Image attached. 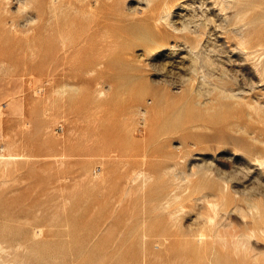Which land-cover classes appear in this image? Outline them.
I'll list each match as a JSON object with an SVG mask.
<instances>
[{"label":"rangeland","instance_id":"374dc122","mask_svg":"<svg viewBox=\"0 0 264 264\" xmlns=\"http://www.w3.org/2000/svg\"><path fill=\"white\" fill-rule=\"evenodd\" d=\"M0 163L11 264H264V0H0ZM173 186L228 195L250 251H161ZM177 203L197 233L209 209Z\"/></svg>","mask_w":264,"mask_h":264},{"label":"bare ground","instance_id":"6f19581e","mask_svg":"<svg viewBox=\"0 0 264 264\" xmlns=\"http://www.w3.org/2000/svg\"><path fill=\"white\" fill-rule=\"evenodd\" d=\"M176 85V84H175ZM193 91H196V88H193ZM203 106V105H202ZM3 150V149H2ZM2 154V153H1ZM8 155V154H7ZM9 156V155H8ZM4 157V156H3ZM2 159H4V158H2ZM5 161H10L11 160V158L10 159H8V160H6V159H4ZM1 164V163H0ZM8 164H9V162H8ZM9 165H11V164H9ZM198 166V165H197ZM200 166V165H199ZM6 167V166H5ZM4 167V168H5ZM7 168V167H6ZM5 168V169H6ZM9 169V168H8ZM179 171V170H178ZM168 172H170V171H168ZM181 172V171H180ZM141 174L143 173V172H140ZM139 173V174H140ZM174 173H175V171H174ZM173 173V174H174ZM206 173V172H205ZM140 174V175H141ZM145 174V173H144ZM142 175V177L144 176L145 178H144V182H143V185L145 184L146 186H147V182H150L151 180H149L150 179V177H148L150 174L149 173H147L146 175ZM149 174V175H148ZM184 175H185V172L183 173ZM194 174H196V173H194ZM209 174V173H208ZM207 173L205 174V175H208ZM148 175V176H147ZM152 175V174H151ZM165 175V174H164ZM170 175V174H169ZM168 175V176H169ZM204 175V176H205ZM137 176H138V174H137ZM218 176L220 177V178H223V180H225V181H227V176H224V175H222L220 172H219V174H218ZM153 177V176H152ZM151 177V178H152ZM164 177V176H163ZM167 177V175L165 176V178ZM187 177H189V175L187 174ZM186 177V178H187ZM154 178V177H153ZM161 178V177H160ZM164 178V179H165ZM176 178V177H175ZM178 178V177H177ZM185 177H184V180L186 179ZM195 178V177H194ZM136 179V178H135ZM134 179V180H135ZM155 180H156V178H154ZM153 179V180H154ZM174 179V178H173ZM138 180H139V178H138ZM138 180H136L135 182H137V184H138ZM142 180V179H141ZM140 180V181H141ZM157 180H158V178H157ZM194 180H196V178L194 179ZM160 181V180H159ZM132 182H134V181H132ZM152 182V181H151ZM161 183H162V181H160ZM169 182H170V180H169ZM185 182H187V184L189 183L190 184V182H191V180H190V182L189 181H185ZM156 183H157V181H156ZM164 184H165V182H163ZM162 183V184H163ZM171 183V182H170ZM180 183V182H179ZM131 184H133V183H131ZM173 184V183H172ZM186 184V185H187ZM224 184V183H223ZM133 185H135V184H133ZM132 185V186H133ZM150 185V184H149ZM153 185V184H152ZM155 185V184H154ZM158 185H160V183L158 182ZM165 185H167V181H166V184ZM170 185V184H169ZM180 185V184H179ZM192 185V184H191ZM227 185V184H226ZM225 185V186H226ZM131 186V187H132ZM146 186H144V188L146 187ZM157 186V185H156ZM155 186V187H156ZM160 186H162V185H160ZM171 186V185H170ZM175 186V185H174ZM173 186V187H174ZM158 187V186H157ZM177 187V186H176ZM227 187V186H226ZM142 189H144L143 187H141ZM151 189H152V187H150ZM179 188H181V186L180 187H178V189ZM188 188V187H187ZM196 188V187H195ZM202 188V189H201ZM201 188H197V189H201L202 191L203 190H205V189H203V187H201ZM205 188V187H204ZM213 188V187H212ZM128 189V188H127ZM139 190H140V188H138ZM141 189V190H142ZM146 189H147V187H146ZM150 189V190H151ZM164 188H162V190H159L158 191V195H156V197L155 196H153L154 198H153V204H156V206L153 208V209H157L156 210V213H158L157 211L159 210V212L160 213H158V214H155L154 216L155 217H159V219L160 218H162V223H161V226H160V229H158L154 234H153V236H155V238H154V241H155V239H157L156 237H158V242H154V244H157V246H159V248L161 249V251H167V250H171L172 248H174L176 245H178V244H187L188 246H190L189 245V243H190V236H192V238H194L193 240H192V243L193 244H195V246L197 247H199V250L202 252V250H204L203 251V253L202 254H204V252H206V247L210 244V245H212V244H214L215 242H217V241H221V242H223L224 244H228V243H230V241L233 243V248L235 247V250L238 252L239 250H241V248L243 247L244 249L243 250H245V248L248 250V251H250V249H248L247 248V246L250 244V239H252V238H250V236L248 235V234H246V233H242V231H241V235H237V234H233V235H229L228 233L229 232H224V231H222L219 227H221V226H219V225H222V223L221 224H219V220H217V217H218V214L219 213H221L220 212V209H221V206H224V205H228V203H229V197H228V195H225L224 194V196L223 197H220V196H218L216 193H215V190L214 189H210L211 191H209V192H203V193H201V192H192L191 191V193L189 194V195H187V196H184L185 194H183L184 192H185V190H182L181 189V192L180 193H178L177 191V188H175L174 187V189L172 190V188H171V190H166L165 191V189L163 190ZM177 191H176V190ZM196 189V190H197ZM228 189V188H227ZM133 190V189H132ZM149 190V191H150ZM180 190V189H179ZM191 190H195V189H192L191 188ZM135 191V190H134ZM138 191V190H137ZM142 191H145V189L144 190H142ZM146 191H148V190H146ZM148 191V192H149ZM183 191V192H182ZM190 191V190H189ZM140 192V191H139ZM138 192V193H139ZM147 192V193H148ZM142 193V192H141ZM229 193V192H228ZM227 193V194H228ZM128 194V193H127ZM130 194V193H129ZM128 194V195H129ZM143 194H145V193H143ZM127 196V195H126ZM130 196V195H129ZM128 196V197H129ZM131 196H133L134 197V195L132 194ZM140 196H141V199H142V194H140ZM239 196V195H238ZM126 198V197H125ZM129 198H131V197H129ZM231 199V198H230ZM150 200H152V198H150ZM190 201V203H192V205H191V207L192 208H194V209H196L197 207H205V208H207V209H209V210H207V211H210V214H209V216L203 221V222H198L199 223V227L200 228H198L197 229V233L194 231V233H190V232H187V231H184V229L182 230L181 228V226H180V224H181V222H182V220L187 216V213H186V211L184 210L185 208L184 207H186L185 205L184 206H182V207H180L179 209H171L173 206L172 205H174L175 203H177V202H179V201H181V202H184V201ZM143 201V200H142ZM144 202V201H143ZM145 204V203H144ZM177 204H179V203H177ZM182 204V203H181ZM201 204V205H200ZM149 207H150V204H149ZM149 207H148V209H149ZM152 207V206H151ZM177 207H179V206H177ZM239 207V206H238ZM145 208V207H144ZM147 209V208H146ZM187 209V208H186ZM188 210V209H187ZM146 211V210H145ZM151 211H152V209H151ZM193 211H195V210H193ZM249 211V210H248ZM255 211V210H254ZM143 212H144V210H143ZM154 211H152V213H153ZM203 212V211H202ZM151 213V212H150ZM251 213V212H250ZM253 213V212H252ZM251 213V214H252ZM256 213V212H255ZM146 214V219H145V222H147V217H151V216H148V214L147 213H145ZM254 214V213H253ZM260 214V213H259ZM140 215H142L141 213H140ZM153 215V214H152ZM199 216L200 215H202L201 213H199L198 214ZM249 215V214H248ZM144 216V215H143ZM220 216H222V215H220ZM252 215H250L248 218H250ZM254 216H255V214H254ZM253 216V217H254ZM260 216V215H259ZM259 216H258V218L257 219H259ZM139 217H141V216H139ZM195 217V216H194ZM223 217H224V215H223ZM226 217V216H225ZM260 217H263V214H262V216H260ZM220 218V217H219ZM218 218V219H219ZM255 218V217H254ZM130 219H131V217H130ZM159 219H158V221H159ZM192 219H193V217H192ZM256 219V218H255ZM256 219V220H257ZM251 220H254V219H252V217H251ZM158 221H156V222H158ZM132 222V221H131ZM254 222V221H253ZM187 223V222H186ZM154 224V223H153ZM157 224V223H156ZM219 224V225H218ZM228 224V223H227ZM234 224V223H233ZM225 225V224H224ZM229 225V224H228ZM232 225V224H231ZM150 226H152V225H150ZM154 226H155V224H154ZM154 226L152 227V229L154 228ZM246 226V225H245ZM248 226H250V225H248ZM181 227V228H180ZM233 227V226H232ZM251 227H252V225H251ZM98 228V227H97ZM101 228V227H100ZM109 228V227H108ZM224 228V227H223ZM234 228V227H233ZM253 228V227H252ZM150 229H151V227H150ZM235 229V228H234ZM259 229V228H258ZM99 230H101V229H99ZM99 230H98V232H99ZM154 230V229H153ZM253 230H255V229H253ZM261 230V229H260ZM260 230H259V232H260ZM244 231V230H243ZM256 231V230H255ZM254 231V232H255ZM258 231V230H257ZM264 231V230H263ZM262 231V232H263ZM150 231H148V230H145V232L143 233V254H144V262L146 261L147 262V260H148V257H149V255H150V251H149V246L151 245H149L148 246V237L150 238V235H151V233H149ZM151 232H152V230H151ZM245 232V231H244ZM248 232V231H247ZM250 232V231H249ZM253 232V231H252ZM97 233V232H96ZM256 233V232H255ZM254 233V234H255ZM261 233V232H260ZM264 233V232H263ZM140 234V233H139ZM138 234V235H139ZM262 234V233H261ZM141 235V234H140ZM140 235H139V237H140ZM256 235H257V233H256ZM256 235H255V237H256ZM260 235V234H259ZM152 236V235H151ZM231 236V237H230ZM137 237V236H136ZM254 237V236H253ZM254 237V238H255ZM264 237V236H263ZM99 238V237H98ZM138 238V237H137ZM159 238H161V239H159ZM257 239H258V236L256 237ZM255 238V239H256ZM152 242V241H151ZM150 242V243H151ZM218 243V242H217ZM153 244V243H152ZM221 244V243H220ZM219 244V245H220ZM209 245V248L211 247ZM218 245V244H217ZM222 245V244H221ZM194 246V245H193ZM229 245H227L226 247H228ZM24 247V243L23 242H18L17 244H16V248L18 249H22ZM152 247V246H151ZM156 246L154 245V248H155ZM181 247V246H180ZM220 247H222V246H220ZM224 247V246H223ZM230 247V246H229ZM231 247V248H232ZM154 248H152V249H154ZM184 248V247H183ZM208 248V247H207ZM218 248H219V246H218ZM155 249H158V248H155ZM189 251L191 250L189 247L187 248ZM223 249H225V247L223 248ZM227 249V248H226ZM109 250V249H108ZM151 250V249H150ZM178 250H180V248L178 249ZM228 250V249H227ZM235 250H233L234 252H235ZM155 251V250H154ZM181 251V250H180ZM180 251H178V252H180ZM183 251V250H182ZM221 251V250H220ZM223 251V250H222ZM246 251V250H245ZM252 251V254H253V250H251ZM7 252V248L3 245V242L2 241H0V264H11V261H8V260H6L5 258H4V254ZM201 252H200V256L202 257V254H201ZM228 252V251H227ZM244 252V251H243ZM242 252V253H243ZM154 253V252H153ZM157 253H159V252H157ZM161 253V252H160ZM159 253V254H160ZM164 253V252H163ZM177 253V252H176ZM207 253V256L209 255L208 254V252H206ZM248 253V252H247ZM260 253V252H259ZM180 254V253H179ZM190 254H191V252H190ZM228 254L230 255V253L228 252ZM239 254V253H238ZM249 254H251V252L250 253H248V255ZM153 255V254H152ZM205 255V254H204ZM234 255H236V256H240V254L239 255H237V253L235 252L234 253ZM245 255H246V253H245ZM254 255L255 254H253L252 255V257H254ZM108 256V255H107ZM151 256V255H150ZM154 256V255H153ZM169 256V255H168ZM171 257L173 256V253H172V255H170ZM185 256V255H184ZM192 256H194V255H192ZM196 256V255H195ZM206 256V257H207ZM186 257V256H185ZM211 257V256H210ZM230 257V256H229ZM149 258H151V257H149ZM156 258V257H155ZM160 258V257H159ZM194 258V257H193ZM208 258H209V256H208ZM248 258H251V255L248 257ZM186 259V258H185ZM190 258H188L187 260H189ZM196 259V258H195ZM201 259V258H200ZM259 259V258H258ZM150 260V259H149ZM151 260H152V258H151ZM153 260H154V258H153ZM152 260V261H153ZM202 260V259H201ZM209 260V259H208ZM239 260V259H238ZM252 260V259H251ZM255 260V259H254ZM142 261V260H141ZM151 261V262H152ZM173 262H175V261H173ZM185 262H186V260H185ZM194 262H195V260H194ZM256 262V261H255ZM164 263V262H163ZM169 263V262H168ZM196 263V262H195ZM199 263H201V261L199 262ZM209 263H211V262H209ZM258 263V262H257ZM14 264H24L23 262H16L15 261V263ZM142 264V263H141ZM170 264V263H169ZM187 264V263H186ZM198 264V263H197Z\"/></svg>","mask_w":264,"mask_h":264}]
</instances>
